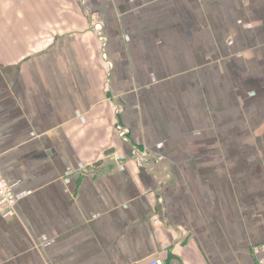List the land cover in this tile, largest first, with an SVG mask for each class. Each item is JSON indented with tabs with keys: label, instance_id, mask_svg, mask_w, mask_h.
I'll use <instances>...</instances> for the list:
<instances>
[{
	"label": "crops",
	"instance_id": "obj_1",
	"mask_svg": "<svg viewBox=\"0 0 264 264\" xmlns=\"http://www.w3.org/2000/svg\"><path fill=\"white\" fill-rule=\"evenodd\" d=\"M0 170V264H260L264 0H0Z\"/></svg>",
	"mask_w": 264,
	"mask_h": 264
},
{
	"label": "built area",
	"instance_id": "obj_2",
	"mask_svg": "<svg viewBox=\"0 0 264 264\" xmlns=\"http://www.w3.org/2000/svg\"><path fill=\"white\" fill-rule=\"evenodd\" d=\"M125 132L118 130V136L120 138H125ZM120 160V158H116ZM15 205L16 198L13 193V188L5 180L1 170H0V218L10 219L15 216ZM257 252L261 253V258L259 260L260 264H264V245L257 249ZM149 264H162L159 260L153 261Z\"/></svg>",
	"mask_w": 264,
	"mask_h": 264
},
{
	"label": "rangeland",
	"instance_id": "obj_3",
	"mask_svg": "<svg viewBox=\"0 0 264 264\" xmlns=\"http://www.w3.org/2000/svg\"><path fill=\"white\" fill-rule=\"evenodd\" d=\"M118 135V134H117ZM119 137V136H118ZM126 137V136H125ZM116 158H120V159H122V156H120V155H118V156H116Z\"/></svg>",
	"mask_w": 264,
	"mask_h": 264
},
{
	"label": "water",
	"instance_id": "obj_4",
	"mask_svg": "<svg viewBox=\"0 0 264 264\" xmlns=\"http://www.w3.org/2000/svg\"><path fill=\"white\" fill-rule=\"evenodd\" d=\"M116 162V161H115ZM111 164H113V163H108V165H111Z\"/></svg>",
	"mask_w": 264,
	"mask_h": 264
}]
</instances>
